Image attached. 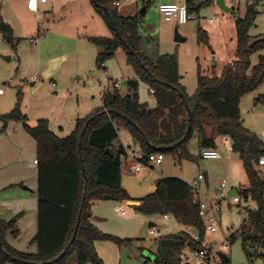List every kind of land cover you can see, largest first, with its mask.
Instances as JSON below:
<instances>
[{
	"label": "trees",
	"instance_id": "1",
	"mask_svg": "<svg viewBox=\"0 0 264 264\" xmlns=\"http://www.w3.org/2000/svg\"><path fill=\"white\" fill-rule=\"evenodd\" d=\"M120 1L94 0L113 36L89 40L100 48L98 69L114 58L118 50L125 52L127 63L138 77L127 81L128 93L109 85L103 93L102 107L77 119L74 131L66 137L57 136L47 119H40L35 126L28 124L21 91L14 109L1 115L0 134L7 130L9 122H18L37 144L38 228L33 242L38 250L33 254L11 247L6 234L12 231L17 235V217L8 222L0 217V264H105L98 254L97 242L109 241L122 247L132 240L104 233L92 222V208L103 201L127 203L145 216L172 214L181 225L196 227L203 237L206 229L199 206L190 184L182 178H160L155 191L138 200L128 194L122 186L125 147L118 142L122 129L130 132L140 151L172 155L176 161L190 157L187 146L194 135H198L201 149L216 147L215 141L207 137L208 128L228 138L248 177V186L237 190L238 195L257 204V209L248 211L229 241L240 238L244 247L264 250V178L258 170L264 145L244 126L240 110L243 96L264 83V56L253 67L250 62V55L264 48V42L250 46L258 39L249 35L257 16L255 5L249 4L245 18H238L236 24L237 60L227 65L219 77H206L199 72L197 92L189 96L181 84L176 57L167 55L150 60L141 50L139 16H122L117 6ZM186 3L190 13L197 14L203 6L211 4L194 0ZM0 33L15 47L14 31L1 17ZM199 33L208 43V36L201 29ZM139 80L155 90V108L140 102ZM79 217L81 221L72 242ZM187 242L185 233H170L157 239L155 264H180L178 254ZM67 245L69 249L60 257ZM261 256L264 258V252Z\"/></svg>",
	"mask_w": 264,
	"mask_h": 264
},
{
	"label": "rangeland",
	"instance_id": "2",
	"mask_svg": "<svg viewBox=\"0 0 264 264\" xmlns=\"http://www.w3.org/2000/svg\"><path fill=\"white\" fill-rule=\"evenodd\" d=\"M22 1L0 0V17L5 22L7 20L8 22L12 21L15 27V47L5 41L0 33V88L5 93L4 96H0V125L1 115L11 111L16 106L19 91L22 92L23 107L27 96L26 92L34 89L31 84L39 77L38 73L46 69L52 70L54 65L57 64L56 61L44 62L41 60L39 67L37 48L43 36L35 35L36 33L33 34L32 30L36 27L37 20L34 14L27 11ZM251 1L255 5L257 16L249 28V35L259 39L264 37V0H235L234 2L225 0L226 4L236 11L237 19L245 18L247 6ZM159 2L160 0H137L136 3V0H126L125 6L129 9H123V12L126 15L139 16L141 50L150 60L157 61L167 55L176 57L181 84L186 88L188 95L193 96L198 89L199 72L206 77H219L227 65L237 60L236 18L221 10L216 4L211 3L203 6L195 19L190 20L186 24H178L176 20H165L164 16L158 11ZM49 6L50 4L42 6L40 13L44 14V11H47ZM132 9L136 10L135 13H132ZM79 13H76L71 6H64L56 14V23L62 26H71L77 23L81 25L86 22L87 18L85 16L82 17ZM214 17H219L220 19L215 23H210L209 19ZM40 22L42 23L43 20L41 19ZM98 23L99 25L94 24V30L99 32L101 27L104 30L102 34H105L103 36H109L110 32H106L107 29L103 26V20L99 19ZM42 27L43 24L41 25V30ZM199 29L208 36V43L201 39ZM176 32L184 39L183 41L176 42ZM32 38H38V43H32ZM57 39V36L54 35L47 38L41 55L46 61L58 55L59 51L55 43ZM64 42L67 43L65 39ZM261 56H264V48L250 55L252 67L258 63ZM108 63L110 68L115 70V78L121 84L119 87L121 93H127L128 78L137 77V75L133 68L127 64L125 53L117 52ZM84 68V70H87L85 73H92L95 78V81L87 84L89 89L92 87V90L88 92L90 95L108 89L109 85L103 81L104 72L97 68L95 59L86 61ZM250 74L252 73L250 72ZM138 92L141 101L148 102L147 104L149 105L154 104L155 98L149 92L148 86L141 80ZM96 100V104L100 105L98 97ZM12 104L13 107L10 109ZM240 110L244 126L257 135L264 145V83L257 90L243 96L240 102ZM119 134L125 143H129L130 137L126 130H120ZM210 137L216 142V147L221 155L220 159H202L200 157V140L198 135H194L187 146L190 157L176 161L172 155H165L163 165L156 166L152 176L156 179L159 175L179 177L192 184L200 174L207 172L209 186L207 187L205 182L201 183V193L207 198L222 193L227 199L223 201V213L220 216L222 233L211 234L207 232L204 236V241L208 244L221 246L224 239L228 238L233 230L238 229L242 225L248 211L252 210L254 204H252L253 201L251 199H243L240 204L234 203L229 197L233 189L241 190L248 186V177L242 161L229 151L231 142L226 141L216 131L211 133ZM258 170L260 177L264 178V167H258ZM123 174L126 176L125 171ZM132 177L134 176L131 175ZM224 180L228 181V188L221 191L220 185ZM149 184H151V188L145 189L144 194H150L155 191V180L150 181ZM117 206L122 207L123 205L117 203L113 207V214L120 218L115 211ZM121 219L124 223L131 224V227L117 224L116 227L118 229L116 230L119 233L108 234L121 239H131L132 242L130 245L122 247L109 241L97 242L98 254L105 264H144L145 262L155 264L157 238L150 233L149 224L154 222L156 224L155 227L162 231L163 235L179 233L183 228L182 225H179L171 231L169 226H176L175 223H169L166 226L160 216L151 217L140 214L133 220H130L132 216L121 217ZM229 224H233V229H228ZM225 244L228 246L227 256L230 259L226 264H264V258L261 256V252H264V250H255L249 246L244 247L240 238L234 242L227 241ZM251 249L255 251L254 254Z\"/></svg>",
	"mask_w": 264,
	"mask_h": 264
},
{
	"label": "crops",
	"instance_id": "3",
	"mask_svg": "<svg viewBox=\"0 0 264 264\" xmlns=\"http://www.w3.org/2000/svg\"><path fill=\"white\" fill-rule=\"evenodd\" d=\"M179 1L184 0H160L159 5L164 3H176ZM22 2L27 11L34 14L37 20L36 27L32 30L33 34L36 33L35 35L38 34V36H43L37 48L39 67L41 65V60L44 62L56 61L57 63L52 70L46 69L38 73L40 78L38 77L36 81L31 84V87H34V89L26 92L27 96L25 97L22 110L28 117L29 125L35 126L40 119H47L50 129L57 136L66 137L74 131L77 119L89 116L93 111L103 105L102 98L106 90L92 93L91 95L88 93L89 90H92V87L89 89L87 84L91 81H95V78L92 73H85L87 70H84V66L86 65V61H91L93 59H95L97 66V55L100 52V48L91 43L89 39L91 37H112L113 32L103 14L95 6L94 0H54L39 4L38 12L30 8L29 0H23ZM125 2L126 0L118 2L119 5L117 6L120 14L122 16H134L133 14H124L123 9H129L125 6ZM48 4H50L49 9L44 11V14H41L40 8ZM64 6H71L76 13L80 12L79 14H81L82 17L85 16L87 18L86 22L81 25L78 23L72 24L71 26L57 24L55 20L57 19L56 14L59 9H62ZM135 11L136 10L132 9V13H135ZM41 19L43 20L42 23L40 22ZM99 19L103 20V26L107 29L106 32L108 33L109 31L111 33L108 34L109 36H103L105 34H102L104 30H102L101 27L99 32L94 30V24L99 25ZM7 23L14 31L15 27L12 24L13 22H8L7 20ZM42 24L43 27L41 30ZM51 35L57 36L58 38L55 43L59 52L57 53L58 55L46 61L41 55L47 38ZM64 39L67 43L64 42ZM119 51L124 52L121 49L118 50V52ZM108 62L105 63L108 72L115 81H119L115 78V70L110 68ZM89 71L91 72V70ZM129 79H137V77L135 76L128 78V80ZM145 84L148 86L149 92L151 93V87L147 83ZM4 95L5 93L0 94V96ZM151 95L153 94L151 93ZM97 97L101 103L100 105L96 104ZM153 97L155 98V95H153ZM139 100L141 103H148L141 101L140 94ZM147 105L150 108H155L157 105L156 98L154 104ZM10 107V109H12L13 104ZM1 126L2 121L0 127ZM206 133L207 137L212 139V137H210L211 133H213L212 129L208 128ZM128 134L130 137L129 143H125L120 134L118 142L123 144L124 147L134 146L136 149H139L134 145V139L130 132H128ZM223 138L230 142L228 138ZM213 149L218 151L217 147ZM203 150L204 149H201V153ZM36 160V141L25 131L21 123L9 122L7 130L0 134V217L5 222L17 217V235H13L12 231L7 232L6 241L16 250L33 254L38 250L37 244L33 242L38 228V163H35ZM155 167L156 166H151L140 173L133 174L131 173L129 162L125 160L122 161V184L133 199L138 200L149 195L144 194V190L151 188V184H149L150 181L155 180L156 189V181L160 178L167 177L164 175L157 176V179L153 177L152 172ZM124 171L126 176L123 174ZM131 175L134 177L131 178ZM234 191L237 192V189H233L230 194ZM202 195L205 196L204 194ZM120 204H122V207L127 211V215H122L117 212L116 214L118 217L120 216V218H117V216L113 214V207H115L117 203L103 201L92 208V222L101 231L107 233H119L116 230L118 229L116 227L117 224L129 227L131 224L127 223V225L124 223L121 217L132 216L130 220H133V218L140 216V214L127 203Z\"/></svg>",
	"mask_w": 264,
	"mask_h": 264
},
{
	"label": "built area",
	"instance_id": "4",
	"mask_svg": "<svg viewBox=\"0 0 264 264\" xmlns=\"http://www.w3.org/2000/svg\"><path fill=\"white\" fill-rule=\"evenodd\" d=\"M54 0H29L30 8L38 12L39 4L48 3ZM196 3L210 1L213 4H216V0H194ZM235 0H231L234 2ZM253 4V1L250 2ZM119 5V3H117ZM159 12L164 16L165 20L172 21L176 20L178 24H186L190 20L195 19L197 17V13H190L186 0L179 1L176 3H164L159 5ZM219 17H214L209 19L210 23H215L219 20ZM38 38L31 39V42L34 44L38 43ZM104 72L103 81L108 85H114L115 87H120V82L115 81L110 73L108 72L105 65L102 66L101 69ZM151 93L155 95V90L153 88L150 89ZM4 91L0 88V94H3ZM232 146L229 147V151L232 152ZM202 159H210V160H218L221 158L220 153L213 149L208 148L204 149L201 153ZM125 160L130 163V170L133 173H140L144 169H148L151 166H160L163 164L165 160V155L162 153H151L146 154L139 149H136L134 146L125 147V154L122 157V161ZM37 164L38 161L36 160ZM259 165L264 167V157L259 160ZM205 182V177L203 174H200L198 178L190 185L195 196V203L199 206V213L201 218L203 219V223L205 225L206 232L211 234L222 233V227L220 224V216L223 213V201L227 198L224 194L219 193L211 198H207L203 196L200 192L201 183ZM228 188V181L224 180L221 185V191H224ZM231 199L234 203H242L243 198L238 195L232 196ZM253 208L252 210L257 209V204L252 202ZM116 212L127 215V211L123 207L117 206L115 208ZM248 215V213H247ZM161 217L164 225H168L169 223H175L176 226H169V229L172 231L176 229L179 225H181L172 214H164ZM247 218V216H246ZM182 230L179 233H185L188 236V242L184 245V247L180 250L178 254V259L180 264H225L224 255H227V241H229L230 236L233 233H236L240 227L233 232L230 233L228 238L224 239V242L221 246L217 244H208L204 241L205 234L201 235L200 231L193 226H183ZM228 229H233V224L228 225ZM150 233L157 239H160L163 234L162 231L158 230L156 227L151 228ZM170 234V233H169ZM199 244V245H196Z\"/></svg>",
	"mask_w": 264,
	"mask_h": 264
},
{
	"label": "water",
	"instance_id": "5",
	"mask_svg": "<svg viewBox=\"0 0 264 264\" xmlns=\"http://www.w3.org/2000/svg\"><path fill=\"white\" fill-rule=\"evenodd\" d=\"M216 5H217L221 10L225 11L226 13H229V14L233 15V16L236 18V24H237V22H238V19H237V13H236V11H235L233 8L229 7V6L226 4L225 0H216ZM104 11H106V10L104 9ZM143 14H145V12H143ZM176 31H177V30H176ZM175 40H176V42H181V41H183L184 39H182V38L179 36L178 32H176ZM261 42H264V37L254 40V41L250 44V46L253 47L255 44H257V43H261ZM9 59H10V58H9ZM91 120H92V118L88 121V123H87L86 126L89 125V123H90ZM190 121H191V115H190ZM191 127H192V126H191V123H190L189 129H188V133H190V131H191ZM83 133H84V132H83ZM83 133H82V134H83ZM134 145H136V141H135V140H134ZM107 152L109 153V150H107ZM203 175H204V177H205V183H206V185L209 186V184H208V175H207V173H203ZM236 194H237V192L234 191L233 193L230 194L229 197H232V196H234V195H236ZM84 198H85V197H84ZM81 214H82V209L80 210V217H81ZM80 217H79L78 222H77V225H76V227H75V232H74V235H73V238H72V242H73V241L75 240V238H76V234H77V231H78V228H79V224H80V221H81ZM154 226H155V223H154V222H151V223L149 224V227H150V228H152V227H154ZM69 247H70V245H67L66 249L63 251V253L60 255V257L63 256V255L66 253V251L69 249ZM251 251H252L253 254L255 253V251H254L253 249H251ZM223 257H224L226 263H228V262L230 261V259H229V257H228L227 255H224V254H223Z\"/></svg>",
	"mask_w": 264,
	"mask_h": 264
}]
</instances>
